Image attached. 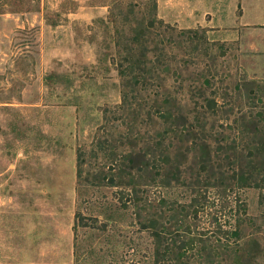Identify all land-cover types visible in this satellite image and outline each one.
Returning <instances> with one entry per match:
<instances>
[{
	"label": "rangeland",
	"instance_id": "rangeland-1",
	"mask_svg": "<svg viewBox=\"0 0 264 264\" xmlns=\"http://www.w3.org/2000/svg\"><path fill=\"white\" fill-rule=\"evenodd\" d=\"M257 3L0 0V264H264Z\"/></svg>",
	"mask_w": 264,
	"mask_h": 264
},
{
	"label": "crops",
	"instance_id": "crops-1",
	"mask_svg": "<svg viewBox=\"0 0 264 264\" xmlns=\"http://www.w3.org/2000/svg\"><path fill=\"white\" fill-rule=\"evenodd\" d=\"M258 1L259 3L254 5L255 10L251 14V18H253V20L260 21L261 24H264V0H258ZM253 50H255V47H253ZM2 226L3 224L0 221V241L2 239V233H1Z\"/></svg>",
	"mask_w": 264,
	"mask_h": 264
}]
</instances>
